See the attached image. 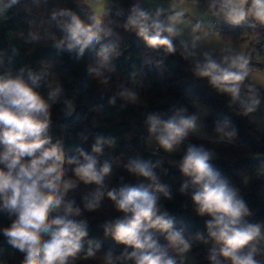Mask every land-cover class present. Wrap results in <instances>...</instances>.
I'll use <instances>...</instances> for the list:
<instances>
[{"label": "clouds", "instance_id": "clouds-1", "mask_svg": "<svg viewBox=\"0 0 264 264\" xmlns=\"http://www.w3.org/2000/svg\"><path fill=\"white\" fill-rule=\"evenodd\" d=\"M19 3L3 0L0 10ZM200 4L133 0L126 14L123 9L117 14L125 17V31L159 54L148 57L147 64L160 69L168 56L179 54L192 65L195 77L227 97L230 111L264 135V81L255 78L250 55L222 39L219 31L227 25L251 30L242 35H261L257 29H264V0H206L205 10L197 14ZM106 16L97 7L88 14L56 7L39 24L58 52L81 59L93 51L86 72L103 86L110 84L113 55H119L114 43H103L114 35ZM40 39L41 33L30 26L26 42ZM41 64L39 70L14 69L0 54V214L10 221L0 224V235L21 254L19 264H198L193 253L197 243L207 246L209 264H264V221L252 219L255 213L240 189L211 163L215 150L195 142L233 143L237 131L230 120L217 121L213 137L203 129V106L191 113L186 107L151 111L144 121L142 151L113 155L115 137L95 135L88 143L89 136L80 134L88 146L67 154L51 135L52 108L61 102L63 87L49 78L50 65ZM117 95L125 104L140 103L134 89L121 86ZM115 102V97L109 101ZM62 103L64 116H72L74 102ZM165 163L179 170V192L190 193L193 212L204 218V231L191 234L176 226L164 203L173 199L162 182L169 174ZM114 167L126 175L112 185L107 178ZM250 179L245 176L243 183ZM82 187L78 201L70 194ZM104 201L111 202L115 215L102 224V237H92L86 213L101 212ZM108 240L119 250L100 254Z\"/></svg>", "mask_w": 264, "mask_h": 264}, {"label": "trees", "instance_id": "trees-1", "mask_svg": "<svg viewBox=\"0 0 264 264\" xmlns=\"http://www.w3.org/2000/svg\"><path fill=\"white\" fill-rule=\"evenodd\" d=\"M31 0H20V3L8 11L0 10V54L5 62L14 69L21 67L39 70L41 62L50 65V72L57 73L63 87L61 102L53 105L51 135L53 140H60L67 154H74L77 147H87L82 143L81 135L91 137L105 135L115 137L117 146L113 155L124 153L125 156L142 151L147 129L145 118L148 112L159 111L170 113L177 107H186L195 112L196 102L207 106L204 116V128L207 133L216 135L214 129L217 121L228 119L237 131L233 143H211L208 140H197L216 152L211 163L221 170L230 181L240 189L241 195L249 203L255 215L254 220L264 221V135L257 133L254 126L230 111L227 107V97L217 94L209 87L206 80L199 79L192 72V65L183 60L179 54L168 56L162 68L157 69L146 63L148 57L159 55L149 49L146 43L135 33L125 31L122 27L124 16L115 12L114 5L107 14L106 20L114 28L111 40L103 43H114L119 55H113L114 71L110 75V84L103 86L92 79L86 72L87 66L95 58L93 51L77 59L75 54L58 52L52 47L50 39H40L36 42H26L31 24L32 14L25 6ZM125 14L133 0H115ZM3 0H0L2 4ZM206 6V0H201ZM56 7H72L82 14L91 12L84 0H47L48 13ZM32 27V26H31ZM33 28V27H32ZM225 40L233 43H247V53L251 57V66L264 73V29H257L261 35L241 33L251 32L243 27L233 28L223 25L219 28ZM23 34V35H22ZM99 45L97 46V48ZM51 79V76L49 77ZM121 86L138 92L140 103L125 104L117 93ZM47 95V89H42ZM115 97V104L109 101ZM64 99L72 100L75 111L70 117H65L61 108ZM162 155V154H161ZM145 158H149L144 153ZM179 158L178 156L176 157ZM155 159V158H153ZM169 174L162 177V182L168 184L173 199L165 201L166 207L174 217L177 227H184L188 233L195 234L204 231V218L197 217L193 212L191 195H182L179 187L182 176L179 170L169 166ZM119 175H126L121 169L115 168L111 177L107 178L112 185L117 183ZM251 177L245 185L243 178ZM83 187L74 195L79 201ZM90 219L89 231L92 237H102V224L110 216L115 215L111 202L104 201L103 209L98 213H86ZM7 216L0 214V224H8ZM119 250L113 241H104L102 251ZM193 253L197 254L198 264H209L207 246L194 244ZM22 256L14 253L0 235V262L3 264H19ZM82 264H97L96 261H86Z\"/></svg>", "mask_w": 264, "mask_h": 264}, {"label": "rangeland", "instance_id": "rangeland-1", "mask_svg": "<svg viewBox=\"0 0 264 264\" xmlns=\"http://www.w3.org/2000/svg\"><path fill=\"white\" fill-rule=\"evenodd\" d=\"M84 1L91 8V10L93 7H97V8H100L102 10H105L107 12V14H109L111 12V9L114 5H116V7H115L116 13H118L119 9H122V7L119 5V3L116 2L115 0H84ZM157 2L163 3L165 6H167L169 3L172 2V0H157ZM26 6H27V8L31 9L28 12L32 14V17H31L29 23L37 32L41 33V39H47L43 36V30L39 27L41 18L47 16V14H48L47 0H46V2H45V0H37L36 3H33V0H31V1H29V3H27ZM26 6H25V8H26ZM205 8H206V6L201 3L200 8L196 9L195 11L197 12V14H199V13L203 12L205 10ZM221 38L224 39L222 34H221ZM233 44L235 46H237L239 49L247 51V47H248L247 43H233ZM253 71L255 73V78L257 80L264 81V73L263 72H261L257 69H253ZM51 79L58 81L60 83V79H59V76L57 73H52ZM195 106H196L195 111H197L198 106H203L207 110V106L204 103L196 102ZM204 116L202 117V122H203V129L206 132V130L204 128ZM207 134L209 136H213V137L215 136V135H211L209 133H207Z\"/></svg>", "mask_w": 264, "mask_h": 264}]
</instances>
